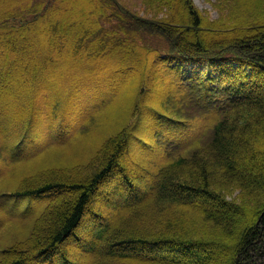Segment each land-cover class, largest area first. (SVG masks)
<instances>
[{
  "label": "trees",
  "instance_id": "trees-1",
  "mask_svg": "<svg viewBox=\"0 0 264 264\" xmlns=\"http://www.w3.org/2000/svg\"><path fill=\"white\" fill-rule=\"evenodd\" d=\"M26 1L28 6L16 13L11 4L4 7L0 1V16L33 13L38 24L50 21L43 28L50 33V50L29 46L30 60L20 66L32 63L30 87L38 89L43 61L61 48L80 62L77 66L86 62L80 61L84 55L116 61L117 70L132 76L134 83L124 96L122 116L100 146L85 153L84 164L70 170L46 168L0 190V232L19 221L27 223L28 232L0 246V264H264V0H216L217 18L199 10L194 0H144L148 17L126 10L118 19L127 20L105 37L100 32L101 14H108L112 6L103 0H79L76 18L72 0H54L53 5ZM23 25L31 26L32 21ZM16 28L0 24L2 77L12 74L6 64L11 44L27 46L31 33L29 28ZM121 30L129 36L115 35ZM146 30L165 45L138 43ZM111 43L114 47L107 49ZM20 48L17 45V51ZM151 58L166 72L161 81L159 73L154 78L164 90L144 97L150 93L146 71H151ZM189 62L207 68L196 67L188 75ZM55 71L52 65V75ZM62 72L55 82L47 81L49 76L44 79L49 82L48 97L41 98L46 118L30 115L35 107L28 104L29 92H13L18 115L11 123H0V182L6 169L33 161L62 132L70 131L68 105L87 110L79 121L86 125L103 111L92 114L81 100L100 79L95 73L89 78L86 72L74 73L72 67L73 99L58 115L63 96L57 79ZM99 87L94 100L105 103L115 88ZM140 96L144 110L155 118L154 128L161 125L150 136L152 142L139 132L148 122L142 127L141 116H130ZM5 109L0 104L1 120ZM155 137L166 161L154 163L152 170L135 168L126 154L131 142H142L153 155ZM116 178L112 188L117 193L111 194L110 183ZM102 203L114 208L109 209L111 216L102 212ZM16 208L21 210L18 219L11 217L14 212L9 214ZM88 217L94 227L81 244L79 232ZM74 240L79 257L72 251Z\"/></svg>",
  "mask_w": 264,
  "mask_h": 264
},
{
  "label": "rangeland",
  "instance_id": "rangeland-1",
  "mask_svg": "<svg viewBox=\"0 0 264 264\" xmlns=\"http://www.w3.org/2000/svg\"><path fill=\"white\" fill-rule=\"evenodd\" d=\"M0 1H1V5H4V7L7 4L8 5L11 4L12 11L15 10L12 13H16V10H19V8L24 9L25 7L28 6V3L26 0H0ZM40 1H43V3L46 2L48 5H53V3H55L54 0H30V5H32V2L35 4ZM112 1L103 0L104 4L106 3L110 4L112 7L109 8L110 10L108 14H105V13L101 14V19H100L101 20V27H100L101 36L103 35L105 37L107 35H110L112 32L119 29L118 24H120L122 20H127V19H118V16H120L121 13L126 14L127 11L133 12V13L140 15V17L141 16L148 17L146 15L150 14V13L146 14L144 12L145 10L144 0H112ZM78 2L79 0H72V3H73L72 7L74 6L73 7L74 9L71 11V14H73L74 18H76L79 15L78 12H76L77 6L75 5V3H78ZM194 2L199 10L208 13L210 17L217 18L219 16V11L217 8L216 0H194ZM86 12H89V10L87 9ZM6 15L7 14L0 16L1 25L3 26L15 25V27H17L15 30H28L29 28L30 29L29 31L31 33L28 34V37H27V40H28L26 42L27 46L19 45V42L14 41L15 43H12L9 48V53H11V55L7 57L6 64L11 69L12 74L10 77L8 76L2 77L3 73L1 71V66H2V62L5 60L3 59V57H0V79L2 78L1 79L2 80L1 91H0V104L2 106L3 105L5 106L6 108L5 110L7 112V114H5L6 118L3 120L0 119V123H5V124L11 123L13 119L17 117L18 115L17 107L19 106V104L18 102H16L14 98V94H13V92L15 91L29 92L31 100L28 102V104L35 107V110L33 112L30 111L31 113L30 115H32L33 113L36 116V118L40 117L41 119V116L46 118L48 115V112H46V108L42 106L44 102H42L43 100L41 98L48 97V94H47L48 84L47 83L49 82L47 81L54 79V82H55V78L62 71L64 72H62L63 74H61L59 78L57 79V84L59 87L62 86L61 96L63 97H61V103H58L57 105V108H58L57 113L58 115L63 114L65 110L66 102H70L73 96L72 95V91H73L72 83L75 79H73L72 77V74H73L71 73L72 67H73V70H75L74 73L78 72V73L83 74L86 72V75H88V76L85 75L86 78H89V76H93L95 73L96 76L100 79L96 81L94 84H92V88L90 87L91 89L88 88V90L86 91L87 96L83 95L81 100L83 104L82 107L86 106V108H88L89 110H92V109L94 110V111L93 110L89 111L92 114L95 113L97 115L98 109L103 110V111L101 112V114L97 115L94 121L86 125V124L80 123L79 121L82 119L81 116L83 115V113L87 110L79 111V109H77L78 108L77 105L76 106L68 105L66 107V110H67L66 113L68 115L70 114L68 116L69 124L71 125L69 129L70 131L62 132L61 134L62 136H59L60 139L58 141H55L47 145L44 149H42L41 153L33 161L23 163L22 165L20 164L19 166L14 165L12 166V168H10V171L6 169V172L4 173L6 174L5 178L4 179L2 178V181L0 182V190L7 189V188L11 189L13 188V186L17 184L19 180H21L26 175L36 174L38 173V171L46 169V168L63 166V168H68L70 170L71 168H73V166H76V165L79 166V165L84 164V162L86 161L85 153L89 151H90V154L93 153L94 150L98 146H100L101 142L105 139V137H107L106 132H108V129L110 127L112 129L113 125H115L118 122L119 118L122 116L123 112L125 111L124 105H123L124 98H125L124 96L126 95L127 90L134 83L133 81L134 78H132V76L127 75V74H126L127 76H123L120 73L123 70L121 71L117 70L120 67V63H117L116 61L112 62L110 60H103L100 62L96 59L88 58L87 57L88 55L87 56L84 55L83 56L84 58L82 57L80 61L85 60L86 62L77 66V64L80 62L74 61L69 52H67L64 55V51L61 48V51L59 52L57 51L58 54L51 53V57L48 58L46 62L43 61V68L39 69L38 74H37L38 76L37 81L41 79L42 80L38 82V86H37L38 89L34 90L33 87H30L28 83L30 77H27L28 74L30 73L32 63H30V65H28L26 68L24 69L22 68L23 70L20 69V66L25 65L28 62V60H30L29 46L31 45L32 46L35 45V47L44 46L47 51L50 50V48H48L49 46L48 40L50 39V33H46L45 30L43 29L46 26V24L49 25L50 21H48L46 24L45 23L42 24V22L38 24L36 23V21H39V19L38 20L33 19L34 18L33 13H28V14H24L23 16H18V17H13V18L7 17ZM29 20L32 21L31 26L23 25L25 24L26 21H29ZM183 21L184 20L182 19V22ZM52 24L54 25L55 22L53 21ZM57 26L58 24L56 25V27ZM148 32L150 31L146 30L144 35L139 36V40L141 42H138V43L140 44L141 43L143 44V42L148 43L147 41L149 40V43L153 44L154 46L156 44L161 45V46L165 45L164 41H162L161 38H159L155 33L153 32L148 33ZM119 34H115V35H117L118 37L129 36V35H126V33H124L122 30L120 31ZM17 45L21 47L19 51H17ZM113 45L114 43H111L110 45L107 46V49L114 47ZM125 48H127V45L125 46ZM138 49L139 51L143 50L141 47H138ZM0 53L3 54L2 51ZM71 53L73 54V51H71ZM52 65H53V68H56V71L54 72L53 75H52ZM154 65H157L158 67L156 66L154 67ZM200 66L207 68L205 65H201V63L189 62L185 64V70L187 71L188 75H191L193 71L195 70V68L196 67L199 68ZM150 67H151V71L150 70L146 71V76H148L147 78L148 84H146V87H147V90L150 91V93L145 94L144 97H148L149 95L150 96L156 95L155 93H158L164 90V88L159 89L158 84L155 85L156 83L154 82V78L156 76V73H159L158 80L160 79L161 81L162 73L163 72L166 73V72L162 69V66H160L158 63L153 62L152 58H151ZM33 70H34V67H33ZM64 73H67V74H64ZM153 73L154 75L151 78V75ZM90 74H93V75H90ZM33 75L35 77V73ZM103 75H109V77L108 76L104 77ZM47 76H49L47 78L48 80L45 81L44 79ZM202 76L206 77L207 73L202 74ZM87 80L88 79H85V81H83V83H85L86 85L90 83ZM99 86H102L103 89L107 91H111L109 89L110 87L115 88V93L109 96L106 99L107 101L105 103L94 100L97 97L95 96V94L98 93L97 87L100 88ZM65 96L67 97V99ZM139 100L141 102H139L138 107H135V109L133 107V111H131L130 116L133 117L132 118L133 120L135 116L137 117L141 116L142 120L140 121V124L142 127H144L146 123L148 122V125H146L147 127L145 128V131L140 130L139 132L144 136H146L145 133L148 134L152 142V138L150 136L154 132L157 134L155 130L160 129L161 125L158 124L157 125L158 128H154L153 126V123L155 121L154 116L149 114L147 110H144L143 96H140L138 101ZM100 103L104 104V106L101 109H100L101 107ZM73 110L74 112H72ZM8 115L9 117L7 118ZM26 118L28 117L26 116ZM77 124L78 125L80 124V126L77 127ZM47 134H49V131H47ZM148 136L146 137L148 138ZM153 140H154L152 143L153 144L152 146L154 147L153 155L151 153L152 151H150L149 149H145V147L147 146L141 145L142 142L137 141V140H134L131 142V147H129L128 152L126 154L128 158H130L129 160L131 164L135 166V168L137 166H140L142 167V169L152 170L154 163L164 161L167 158L166 152L164 148L159 146L157 142V138L155 137L153 138ZM116 181H117V178L114 179V181L110 183L111 184L110 187L112 189L111 194L117 193V188H112L113 187L112 184H115ZM238 191L239 190L235 189L233 193H238ZM102 193L104 194V192ZM103 197L107 198L106 195H104ZM27 203L28 205L31 204L32 206H36L37 204L32 201H28ZM101 205L102 206L100 207H102L101 209L102 212H104L107 217L108 215L111 216L109 209L111 208V210L113 209L114 211V208H112L111 205H108V204L106 205V203L105 204L102 203ZM20 211H21L20 208L19 209L16 208L15 211L14 209L13 210L10 209L9 214L14 212L11 214L12 215L11 217L18 219L17 216H19ZM94 223L95 222L92 221V219H89V217L87 218V220H85L83 224L84 226L79 232L81 244H83L84 241L87 239L90 230L94 227L93 226ZM26 225L27 223L25 224L19 221L16 224L8 225L5 229H3L0 232V246L7 244L8 243L7 240L13 239L15 236L21 235L23 233L27 234L28 233L27 229L24 230ZM70 245L71 244H69V246ZM76 246H78L77 241H75V244H74L75 249H73L72 247V251L73 252L76 251V256L79 257L81 254L78 255V252H77L78 248ZM82 257H84V255ZM84 258H85V261H87L88 258L86 257ZM29 264H45V263L40 262V261H35V262H30Z\"/></svg>",
  "mask_w": 264,
  "mask_h": 264
},
{
  "label": "bare ground",
  "instance_id": "bare-ground-1",
  "mask_svg": "<svg viewBox=\"0 0 264 264\" xmlns=\"http://www.w3.org/2000/svg\"><path fill=\"white\" fill-rule=\"evenodd\" d=\"M136 198V197H135Z\"/></svg>",
  "mask_w": 264,
  "mask_h": 264
}]
</instances>
